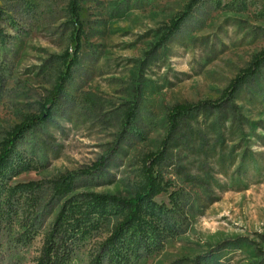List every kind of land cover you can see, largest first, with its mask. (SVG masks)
Here are the masks:
<instances>
[{
  "label": "rangeland",
  "instance_id": "rangeland-1",
  "mask_svg": "<svg viewBox=\"0 0 264 264\" xmlns=\"http://www.w3.org/2000/svg\"><path fill=\"white\" fill-rule=\"evenodd\" d=\"M189 1L81 0L79 61L65 93L17 145L32 167L9 183L43 186L12 200L4 264L35 263L71 196L132 195L142 156L160 148L167 159L157 169L169 186L156 200L175 206L179 234L138 264H264V66L224 93L264 47V0H202L165 37ZM68 2L0 0V142L40 112L64 57L75 54ZM179 103L196 107L173 123ZM68 172L74 190L60 197L52 180ZM120 217L86 237L76 264H90ZM32 224L33 239L15 253L14 237Z\"/></svg>",
  "mask_w": 264,
  "mask_h": 264
},
{
  "label": "trees",
  "instance_id": "trees-1",
  "mask_svg": "<svg viewBox=\"0 0 264 264\" xmlns=\"http://www.w3.org/2000/svg\"><path fill=\"white\" fill-rule=\"evenodd\" d=\"M202 0H190L183 11L171 19L165 37L176 33ZM68 9L74 21L77 48L74 56L64 57L66 69L59 80L48 91L39 113H32L17 122L0 142V264L5 262V237L10 233L12 200L17 195L33 193L42 188V182L30 179L28 182L10 184L9 179L32 167L31 162L21 159L17 145L21 138L37 124L47 121L65 93V81L70 78L72 66L79 61L82 25L79 18L81 0H69ZM78 25V26H76ZM2 32H0V35ZM264 47L258 50L231 80L224 91L225 97L252 82L262 72ZM194 105L179 103L169 113L173 123L176 118L189 113ZM132 113V110L130 111ZM166 150L160 148L146 152L141 158L142 179L130 196L109 192H85L71 196L62 203L51 229L46 233L40 255L34 264H76L78 249L93 231L105 225L114 214H120L110 234L100 244L90 264H138L145 258L164 249L169 238L179 234L173 218L175 206L158 202L156 197L168 191L169 184L158 167L167 159ZM103 163L100 160L97 165ZM97 166V167H98ZM54 193L60 197L70 195L75 186L72 173H62L52 180ZM171 202H174L171 199ZM34 225L25 228L14 237L15 253L33 239Z\"/></svg>",
  "mask_w": 264,
  "mask_h": 264
}]
</instances>
